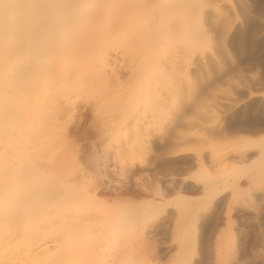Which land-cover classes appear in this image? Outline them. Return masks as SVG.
Segmentation results:
<instances>
[{"label": "bare ground", "instance_id": "6f19581e", "mask_svg": "<svg viewBox=\"0 0 264 264\" xmlns=\"http://www.w3.org/2000/svg\"><path fill=\"white\" fill-rule=\"evenodd\" d=\"M254 189L264 0H0V264H65L70 239L147 213L144 264H264L219 236L233 204L251 223ZM111 244L96 262L121 264Z\"/></svg>", "mask_w": 264, "mask_h": 264}, {"label": "rangeland", "instance_id": "374dc122", "mask_svg": "<svg viewBox=\"0 0 264 264\" xmlns=\"http://www.w3.org/2000/svg\"><path fill=\"white\" fill-rule=\"evenodd\" d=\"M92 142L94 141V140H91ZM57 142V141H56ZM55 142V143H56ZM57 145V143L55 144V146ZM86 155H88V154H85V156ZM87 157V156H86ZM112 159V161H109V160H111ZM115 159V160H114ZM118 159V160H117ZM109 160H108V164L110 165V166H108L107 165V170H106V175L109 177L110 175V178H116L117 176V173L119 172V170L121 169V167H123V166H125L126 164V161H127V159L125 160L124 159V161L121 159V158H118V157H116V156H114V157H109ZM113 160H114V162H113ZM118 161V162H117ZM121 161V162H120ZM122 161H123V163H122ZM125 162V163H124ZM119 163V164H118ZM120 163H122V164H124V165H122V164H120ZM134 163L136 164V161H134ZM115 166H114V165ZM118 165V166H117ZM112 167H113V169H112ZM119 168V169H116V168ZM115 168V169H114ZM109 170H110V173H108L107 174V172H109ZM116 171V172H115ZM112 172H114V174L112 173ZM110 174V175H109ZM113 175V176H112ZM254 190H256V189H254ZM254 190H251V192L253 193V195H251V196H249V198L251 199V202L253 203V205L251 206H249V207H244L245 208V210L248 212V214L251 216V223H248V221L247 220H245L243 217L241 218L240 217V215H238L237 214V212L240 210V207H239V205L238 204H233V205H231L230 207V209H231V214L228 216V215H226L225 213H223V220H224V223L220 226V229H221V233L222 234H224V236L223 235H221L220 233H219V236H222V240H223V242L224 241H227V235H228V233H229V231H230V233H231V236L233 237V241H234V243H236L237 242V238L239 237V236H241L242 234H245L246 236V240H250V241H248L247 242V245H248V247L249 248H251V250H252V252H254V253H256V255L258 256V258L259 259H261V260H264V213H262L261 215H259L260 216V218L259 219H254V217L257 215V210L259 209V208H261L262 206H264V201H262L261 199H258V196H259V194H261V191H262V189H257L256 191H254ZM254 191V192H253ZM256 194V195H255ZM257 194H258V196H257ZM255 196H257V197H255ZM256 201H255V200ZM254 201V202H253ZM260 202V203H259ZM260 204V205H259ZM237 205V206H236ZM97 209H99V208H97ZM233 209V210H232ZM235 210V211H234ZM97 211V210H96ZM146 215L148 216L147 218H146ZM144 217H141V218H143V221H142V223L144 222L145 223V221H146V225L143 223V225H141V221H138V220H136V221H138V222H135V221H130V222H127L126 224H128V225H125L126 227L125 228H131V230H130V228H129V230H127V229H124L123 230V234H121L122 236H120L119 234L121 233H110V234H106V235H102V236H95V235H86V236H81L80 238H77V239H79V243L77 242V241H75V243H74V240L73 239H70L69 240V243H67V248H70V249H73L74 247H77V248H74V251L72 250V251H70V253H68L64 258H65V261H64V263L65 264H77V263H82V262H86V264H88V261H90L89 262V264H101L100 262L98 263V262H96V261H98V260H96L95 259V257H93V252L95 251L94 249L96 248V247H99V249H100V251H102L103 250V246H104V244L106 243V245L108 246V243H110L111 244V240H110V238L111 239H115L116 241H112V244L110 245L111 246V251H109V253H111L110 254V256H117L118 258H119V260L123 257V259H121L120 260V263L122 264H128V263H130V264H144V262L145 261H147V259L152 255V246L150 245L151 243H149L148 241H147V243L148 244H146V243H144V242H146V241H143V237L141 236V232L143 231V229H146L148 226H150V225H152L155 221H156V219H157V217H158V215L156 216L155 215V217L153 216V215H150V214H146ZM150 215V216H149ZM152 216H153V218L154 219H152ZM227 216V217H226ZM238 217V218H237ZM239 217H240V219H239ZM230 218V219H229ZM140 219V218H139ZM144 219H146V220H144ZM243 219H244V221H243ZM141 220V219H140ZM147 220H149V221H147ZM154 220V221H153ZM228 221V224H226L227 223V221ZM242 220V221H241ZM151 221V223H149ZM153 221V222H152ZM229 221H230V223H229ZM132 222V223H131ZM133 222H135L134 224H133ZM132 224V227H133V225H134V229H136V230H134V229H132V227L130 226V224ZM254 223V224H253ZM138 224V225H137ZM140 224V225H139ZM231 225V226H230ZM233 225V226H232ZM145 226V227H144ZM183 226V225H182ZM249 226H250V228H249ZM141 227H143V229L141 228ZM225 227V228H224ZM246 227V228H245ZM141 228V229H140ZM224 228V229H223ZM259 228V229H258ZM189 225H188V223L186 222L185 223V225H184V227H182L181 229H180V232L179 233H185V232H188L189 231ZM137 230H139V231H137ZM188 230V231H187ZM226 230V231H225ZM183 231V232H182ZM224 231H225V233H224ZM228 231V232H227ZM252 231V232H251ZM128 232H129V234H128ZM171 232H172V230H171ZM114 234V235H113ZM117 234V235H116ZM126 234V235H125ZM136 234V235H135ZM168 234H170V232L168 233ZM112 235H113V237H112ZM114 236H116V238H118V239H116ZM118 236V237H117ZM105 237H108L107 239L105 238ZM122 237L124 238V239H122ZM126 237V238H125ZM135 237H136V240H134L135 239ZM165 238L167 237L168 238V236H164ZM96 238V239H95ZM121 238V240H119ZM104 239H106V241L104 240ZM113 239V240H114ZM119 240V241H118ZM134 240V241H133ZM88 241V242H87ZM89 241H91V242H89ZM124 243H123V242ZM61 243V242H60ZM103 243V244H102ZM137 244L138 243V246L137 245H135V244ZM116 244V245H115ZM261 244V245H260ZM88 245V246H87ZM113 245V246H112ZM141 245V246H140ZM148 245V246H147ZM150 245V246H149ZM106 246V247H107ZM118 246V247H117ZM138 248H137V247ZM140 246V247H139ZM145 248H144V247ZM171 246V247H170ZM178 245L176 244V243H165V244H163V245H161L158 249H156V250H159L160 251V255L161 256H164L165 254H166V252L167 251H169V250H174L176 247H177ZM87 249H86V248ZM105 246H104V249L106 248ZM109 247V246H108ZM114 247V248H113ZM126 247V248H125ZM142 247V248H141ZM170 247V248H169ZM123 248V249H122ZM133 248V249H132ZM137 248V250H135ZM166 248V249H165ZM259 248V249H258ZM102 249V250H101ZM107 249V248H106ZM105 249V250H106ZM126 249V250H125ZM139 249V250H138ZM149 249V250H148ZM80 250V251H79ZM90 250V251H89ZM103 250V253H104V255H108L109 256V254H107L108 253V250ZM114 250V251H113ZM125 250V251H124ZM130 250H133V251H130ZM89 251V252H88ZM99 251V250H98ZM117 251V252H116ZM128 251V253H126ZM136 251V252H135ZM140 251V252H139ZM106 252V253H105ZM123 252H125V253H123ZM134 252V253H133ZM146 252V253H145ZM163 252V253H162ZM85 253V254H84ZM118 255H117V254ZM130 253V254H129ZM137 253H139V254H137ZM146 254V255H145ZM263 254V255H262ZM134 255V256H133ZM142 255V256H141ZM147 255H149V256H147ZM88 256H89V258H88ZM122 256V257H121ZM127 256V257H126ZM55 257H57V255L55 256ZM87 257V258H86ZM124 257H126V258H124ZM129 257V258H128ZM135 257V258H134ZM85 259V260H84ZM90 259V260H89ZM88 260V261H87ZM92 260V261H91ZM140 260V261H139ZM74 262V263H73ZM139 262V263H138Z\"/></svg>", "mask_w": 264, "mask_h": 264}]
</instances>
